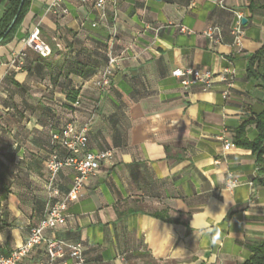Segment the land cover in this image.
Masks as SVG:
<instances>
[{"label":"crops","instance_id":"crops-1","mask_svg":"<svg viewBox=\"0 0 264 264\" xmlns=\"http://www.w3.org/2000/svg\"><path fill=\"white\" fill-rule=\"evenodd\" d=\"M9 1L0 0V19ZM53 1L32 0L14 38L0 45V257L45 213L52 133L93 118L88 149L112 157L47 237L81 243L85 264L244 263L264 239V185L255 154L234 137L264 111V80L247 71L264 47V0H108L103 18L96 0H61L68 13L53 12ZM212 26L218 43L205 34ZM36 28L47 57L25 43ZM98 50L118 58L104 91L93 85L104 67L89 78L66 74L68 60L91 61ZM18 52L26 57L13 62ZM186 67L235 76L230 87L217 80L206 91L185 88L172 72ZM245 132L250 141L259 136L256 124ZM74 176L60 172L63 194ZM45 257L37 248L23 264Z\"/></svg>","mask_w":264,"mask_h":264},{"label":"built area","instance_id":"built-area-1","mask_svg":"<svg viewBox=\"0 0 264 264\" xmlns=\"http://www.w3.org/2000/svg\"><path fill=\"white\" fill-rule=\"evenodd\" d=\"M86 2L87 0H82ZM108 0H96L94 7L101 18L105 17ZM53 12L68 13L67 8L61 7V0H54L52 3ZM242 14L237 13V22L233 27L232 34L235 43L241 45ZM96 26V23H93ZM182 32H189V28L182 26ZM206 36L215 43L221 41V30L217 26L209 27ZM26 45L40 54L47 57L51 54L50 47L41 38L40 30L36 28L25 40ZM26 57L25 52L13 54V62L20 61ZM118 58L109 57L100 75L93 80V85L100 91H104L112 86ZM172 75L180 79L182 86L189 88L199 85L204 91L208 90L217 80L224 81L227 86H232L234 72L225 69L223 72H213L211 70L186 67L176 68ZM228 95V91L224 92ZM79 101L76 102V105ZM93 125V118H90L81 128H76L73 123L66 124L60 131L51 135L53 149L46 158V168L48 170L47 191L49 202L44 215L37 225L32 226L27 240L19 247L15 248L8 255L0 257V264H23L24 260L37 248L45 251L46 257L36 259L33 264H85V249L81 243H72L57 238H49L45 235L47 229H56L63 226L67 220V210L72 202L78 200L88 178L101 168L105 161L112 157V151L104 150L94 152L88 149L89 134ZM231 146L229 141H225L224 149ZM65 168H71L75 172L72 186L67 193H62L59 185V174ZM230 186L234 187L238 181L231 178Z\"/></svg>","mask_w":264,"mask_h":264},{"label":"trees","instance_id":"trees-1","mask_svg":"<svg viewBox=\"0 0 264 264\" xmlns=\"http://www.w3.org/2000/svg\"><path fill=\"white\" fill-rule=\"evenodd\" d=\"M23 2V3H22ZM32 0H10L5 8L3 17L0 19V45L10 42L31 6ZM22 4V5H21ZM15 19V23L11 30L6 33L11 22ZM87 59L75 58L68 60V69L66 74L75 73L85 78L94 75L100 68L104 67L108 62V56L104 50H98L97 55L92 57L91 61ZM248 75L251 78H262L264 80V47L249 57ZM78 93L73 92L70 99L75 101ZM249 124H256L259 136L257 139L250 141L246 136V127ZM234 143L237 146L249 148L253 151L258 163V182L264 185V111L255 118H251L243 122L236 130ZM251 255L242 264H264V239L254 242L250 246Z\"/></svg>","mask_w":264,"mask_h":264},{"label":"water","instance_id":"water-1","mask_svg":"<svg viewBox=\"0 0 264 264\" xmlns=\"http://www.w3.org/2000/svg\"><path fill=\"white\" fill-rule=\"evenodd\" d=\"M23 3V2H22ZM22 5V4H21ZM243 22H245V19H243ZM14 23H15V19L11 22V24H10V26L8 27V29L6 30V33L5 34H7L10 30H11V28L13 27V25H14Z\"/></svg>","mask_w":264,"mask_h":264}]
</instances>
